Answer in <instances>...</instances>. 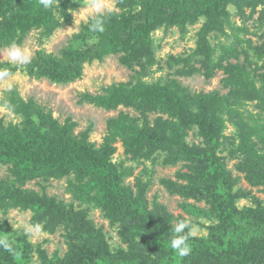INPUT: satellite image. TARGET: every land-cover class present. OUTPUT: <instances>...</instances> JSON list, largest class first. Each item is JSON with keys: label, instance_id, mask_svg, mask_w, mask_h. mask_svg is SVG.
Masks as SVG:
<instances>
[{"label": "rangeland", "instance_id": "obj_1", "mask_svg": "<svg viewBox=\"0 0 264 264\" xmlns=\"http://www.w3.org/2000/svg\"><path fill=\"white\" fill-rule=\"evenodd\" d=\"M34 3L30 0V5ZM55 4L58 5L57 2ZM103 5L102 15L114 13L121 18L139 11L141 3L138 0H103ZM228 11L229 26L225 34L206 30L203 17L180 28L163 24L149 33L146 43L145 49H150L152 54L151 65L146 63V58H142L140 64L128 68L120 64L118 55H108L102 61L82 64L80 77L64 85L51 83L45 77L35 78L27 74L25 68L39 54L63 60L64 50L77 47L76 37L82 26L96 17L89 7V0L78 1L77 7L69 11V22L60 13H54L57 26L50 34L44 35L41 27L17 32L15 44L29 55L30 61L26 64L14 63L7 56L11 44L0 47V71L9 72L8 77L0 79V118L4 127L17 129L22 126L21 116L7 105L14 94L23 101L22 106L32 100L42 107L49 118L61 127H68L74 139L80 140L81 135L88 132L90 148L107 150L109 154L106 158L121 174L119 185L130 200L138 204L141 213L152 215L154 221L163 220L172 228V234L176 223L184 221L188 227L181 235L190 233V238L207 239L209 229L218 224L212 214L213 207L206 201L183 198L177 193V186L190 188L184 178L189 173V163H166L167 152H151L144 145L128 149L126 146L131 145L136 137L123 138L119 132L109 129L110 120H124L125 116L140 128L146 124L148 130L156 126L157 119L172 122L176 119H170L167 113L156 109L137 111L136 106L118 105L115 110H105L93 106L84 98L106 96V91L112 86L119 89L155 84L182 92L181 95H209V98L218 100L216 108L225 121L216 156L232 181V203L237 210L264 211V183L256 182L257 173L254 171L264 157V25L256 21L258 14L251 15L248 9L244 11V16H240L232 5ZM23 12L18 7L7 5V2L1 5L0 33L5 25ZM248 17L252 18L246 21ZM202 29L207 33L209 50L198 47ZM64 63H67L66 60ZM243 93L247 96L259 93L260 98L258 101H245L239 97ZM136 102L142 103L141 99ZM253 118L263 126L260 134L252 137L246 148L239 138L237 125L241 119H249L250 122ZM185 129L182 133H185L186 145L202 147L203 139L197 134L199 129L196 126ZM107 139L109 144L105 145ZM10 168L9 165H0V187L7 184L11 189L35 194L40 201L50 200L63 208H60L63 214L53 215L44 210L38 212L34 205L0 201L1 238L4 239L2 232L5 229L12 230L6 238L20 249L22 258L28 255V264H51V259L61 264L71 256L69 250L76 248L77 242L76 237L71 241L70 236H74L76 230L73 221L67 217L75 218L74 225L85 241L94 244L92 238L95 234L107 244L104 259L109 261L103 262L102 257L103 261L97 258L96 263L111 264V258L117 252L126 253L134 248L121 239L123 229L120 223L110 222L108 217L112 210L107 214L101 208L96 189L84 183L86 178L81 181L73 172L65 175L32 172L24 180L17 181L11 176ZM6 194L1 193L0 200ZM35 224L42 225L39 233L33 229ZM146 238L143 236L141 241ZM135 239L140 241L138 237ZM252 252L249 264H264V241L256 245ZM0 264H11V261L0 259Z\"/></svg>", "mask_w": 264, "mask_h": 264}, {"label": "trees", "instance_id": "obj_2", "mask_svg": "<svg viewBox=\"0 0 264 264\" xmlns=\"http://www.w3.org/2000/svg\"><path fill=\"white\" fill-rule=\"evenodd\" d=\"M0 0V6L7 2L23 10L12 22L5 25L0 33V47L15 42L17 32H28L34 27H41L44 35L57 26L54 13H60L69 22V11L77 7L79 0H51L48 7L44 0ZM58 3L56 5L55 3ZM140 10L118 18L114 13L102 15L104 31L91 32L89 25L95 18L83 25L77 47L63 51V60L37 55L32 63L27 65L26 72L35 78L45 77L54 84H67L80 77L81 66L93 60L102 61L108 55H118L119 62L125 67L140 64L146 58L147 64H152V54L145 47L149 41V33L157 27L177 26L195 22L203 17L206 20V30L226 33L229 26V6H235L236 12L244 16L249 10L251 15L258 14L256 21L264 25V0H138ZM26 10V11H25ZM57 11V12H55ZM252 17L246 19L249 20ZM207 31V32H208ZM234 31V30H233ZM207 34V33H206ZM206 34L202 29L199 35L198 47L209 50ZM238 44H240L237 41ZM231 52V51H230ZM66 60L67 63H64ZM16 69H14L15 71ZM13 71V70H11ZM106 96L87 97L84 100L97 108L115 110L118 105L136 106V110L156 109L167 113L175 122L157 119L156 126L148 130L144 124L137 126L127 116L124 120H110L109 129L117 131L125 138L136 137L128 149L147 146L151 152H167V162L176 164L189 163V173L186 180L188 187L177 186V193L183 198L193 197L195 201H206L214 210L212 214L218 220L217 226L209 229L207 239L188 238L191 247L189 255L181 257L170 247L173 236L172 228L163 220L154 221V217L141 213L138 204L130 200L120 184L121 174L111 166L107 150H93L88 146V132L81 135L80 140L74 139L68 127H61L57 121L49 118L40 105L32 100L24 103L15 96L7 105L13 108L15 114L22 118V126L17 129H7L0 118V165H9L10 174L17 181L24 180L32 172L37 174H61L73 172L75 177L87 179V184L96 189V195L101 208L108 214L110 222L120 223L123 233L121 239L134 247L130 251L117 252L111 258V264H249L253 258V249L264 241V211L237 210L232 203V181L219 157L216 156L219 137L225 121L216 108L218 100L209 95L191 96L179 91H173L158 84L135 85L129 88L110 87ZM259 93L241 98L245 101L259 100ZM16 97V99H15ZM137 99L142 103L138 104ZM13 102V103H12ZM226 105L225 102H221ZM12 104V105H11ZM218 105V104H217ZM264 113V111H263ZM238 121L241 143L249 146V140L260 134L262 123L257 124L254 118ZM196 126L198 135L203 139L202 147H189L184 142L183 130ZM264 142V141H263ZM109 144V139L105 145ZM256 182L264 183V157L254 168ZM252 172V171H249ZM253 173V172H252ZM1 185V183H0ZM99 186V188H97ZM2 202L11 200L18 205L35 206L38 212L63 214L60 206L50 200H42L33 194L29 195L8 185L0 187ZM61 208V209H60ZM64 217V216H63ZM73 221L76 232L70 236L76 237V248L61 264H99L107 256V244L98 235H93L94 244L85 241L80 235L75 218ZM54 222V220L52 221ZM1 232V229H0ZM12 230L5 229L0 234V259L11 261V264H28V255L22 258L20 249L6 238ZM5 233V235H4ZM72 233V232H71ZM147 236L145 241H141ZM138 237L140 241H136ZM7 242L8 247L4 246ZM198 243V244H197ZM42 254L43 251H40ZM103 257V259H101ZM98 259L100 262L96 263ZM104 259L103 262H108ZM56 263L51 259V264ZM57 264V263H56Z\"/></svg>", "mask_w": 264, "mask_h": 264}, {"label": "clouds", "instance_id": "obj_3", "mask_svg": "<svg viewBox=\"0 0 264 264\" xmlns=\"http://www.w3.org/2000/svg\"><path fill=\"white\" fill-rule=\"evenodd\" d=\"M51 0H44V6L48 7ZM89 7L95 12L96 19L89 25V31L102 33L104 31V20L102 18L103 12V0H89ZM8 59L14 63L26 64L30 61L29 55L24 52L15 42H13L7 50ZM9 76L7 70L0 71V79H4ZM11 88V85H9ZM188 227V224L184 221H179L176 223L175 228L173 229V236L170 239V247L176 251V253L181 256H187L191 252V247L188 243L189 234L181 235L184 232V229ZM35 232L39 233L42 230V225L35 224L33 225ZM4 246L7 248V242H4Z\"/></svg>", "mask_w": 264, "mask_h": 264}]
</instances>
